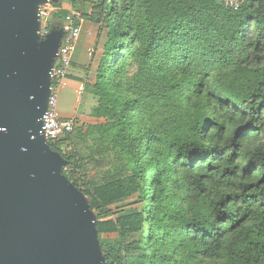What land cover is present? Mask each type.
<instances>
[{"label":"trees","instance_id":"trees-1","mask_svg":"<svg viewBox=\"0 0 264 264\" xmlns=\"http://www.w3.org/2000/svg\"><path fill=\"white\" fill-rule=\"evenodd\" d=\"M83 3L81 17L106 31L91 116L121 166L97 185L83 166L98 145L51 150L89 199L96 234L121 239L101 245L104 261L264 264V0L236 11L218 0ZM135 194L141 210L112 219Z\"/></svg>","mask_w":264,"mask_h":264},{"label":"water","instance_id":"water-1","mask_svg":"<svg viewBox=\"0 0 264 264\" xmlns=\"http://www.w3.org/2000/svg\"><path fill=\"white\" fill-rule=\"evenodd\" d=\"M20 15L18 0H0V264H101L83 215L60 203L51 165L36 145L50 73L43 72L44 100L30 104L20 86L26 68ZM33 109L42 111L38 120Z\"/></svg>","mask_w":264,"mask_h":264},{"label":"rangeland","instance_id":"rangeland-1","mask_svg":"<svg viewBox=\"0 0 264 264\" xmlns=\"http://www.w3.org/2000/svg\"><path fill=\"white\" fill-rule=\"evenodd\" d=\"M18 1L21 5L20 24L23 32L22 47L26 66L20 84L21 92L30 104H40L47 93V81L43 72L48 68L47 74H51L54 68L53 63L56 61L54 57L57 56L58 40L63 31L65 18L72 12L80 15L76 10L78 8L89 11L90 7L86 6L83 0ZM59 11L62 12L60 18L58 17L60 14L56 16ZM82 20L81 32L84 35L83 38H86L88 42L87 47L91 50L92 55L88 56V51L85 54V44H82L78 51L81 52V55H85L87 59L86 74L83 76L82 81L86 82L87 89L91 90L95 82V71L106 41V31L83 18ZM51 65L52 67L49 68ZM74 69L78 70V68ZM74 87L71 83L65 90L59 89L57 103L58 112L74 114L76 117L74 133L58 144L46 142L44 139L45 142L42 139L35 141L38 151L51 165V182L57 190L60 203L64 206H74L83 215L91 234L94 251L101 260V264H108L104 261L101 245H113L121 239L117 235H97L95 233L93 225L96 221V214L89 207V199L68 182L62 174L68 168V163L58 153L51 150V147H54L62 154L79 156H86L95 151L97 155L92 160H86L88 163L83 166V170L90 181L97 185L105 182L109 171L118 170L121 166L119 153L112 149L111 146L102 145L99 141V136L95 130L99 122L91 116L92 110L96 105L94 94L89 92V95H87L85 90H83L82 95L78 97ZM41 113L40 109H33L30 116L33 120H38ZM78 131L81 132L80 137L77 134ZM33 138L35 139V136ZM95 145H98V148L94 150ZM142 205L137 194L129 196L124 201L110 208L111 217L115 219L134 213L141 210Z\"/></svg>","mask_w":264,"mask_h":264},{"label":"built area","instance_id":"built-area-1","mask_svg":"<svg viewBox=\"0 0 264 264\" xmlns=\"http://www.w3.org/2000/svg\"><path fill=\"white\" fill-rule=\"evenodd\" d=\"M226 8L236 11L246 0H219ZM83 20L75 12L65 18L63 35L58 48L56 62L50 74V94L47 109L40 119V134L49 143H57L65 136L71 134L76 124V117L62 118L58 114V92L62 83L67 79L71 67L72 57L81 36ZM88 50V56H91ZM83 88L77 91V96L82 95Z\"/></svg>","mask_w":264,"mask_h":264},{"label":"crops","instance_id":"crops-1","mask_svg":"<svg viewBox=\"0 0 264 264\" xmlns=\"http://www.w3.org/2000/svg\"><path fill=\"white\" fill-rule=\"evenodd\" d=\"M81 35H82V32H81ZM83 36L84 35L80 36L78 46H76V49H75L73 57H72V63H71L70 70L68 72V77L62 83V86L60 87V90H65L72 83L73 86H75L74 89L76 91V94H77L78 89L80 87H82L83 90H85V93L87 95H89V91L87 90V87H86V82L82 81L83 80V76L86 74L85 72H86L87 59H86L85 55L84 56L81 55V52L78 51V48L82 44H85L84 45L85 54L89 50V48L87 47L88 46L87 45L88 42H87L86 38H83ZM54 65H55V63H54ZM74 68H78V70L74 69ZM70 81H72V82H70ZM58 114L62 118H68V117L74 116V114H65V113H61V112H58Z\"/></svg>","mask_w":264,"mask_h":264}]
</instances>
